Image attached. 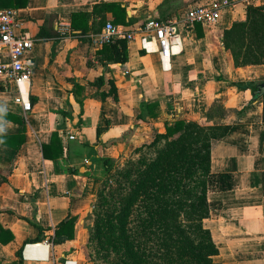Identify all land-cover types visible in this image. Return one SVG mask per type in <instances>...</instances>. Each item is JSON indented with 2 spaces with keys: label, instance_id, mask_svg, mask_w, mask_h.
<instances>
[{
  "label": "crops",
  "instance_id": "obj_1",
  "mask_svg": "<svg viewBox=\"0 0 264 264\" xmlns=\"http://www.w3.org/2000/svg\"><path fill=\"white\" fill-rule=\"evenodd\" d=\"M111 1L126 7L131 22L117 25L131 31L150 17L179 19L213 0H28L18 8L36 39L35 67L30 83L21 86L30 110L13 100L14 91L0 92V109L23 119L0 117V134L24 127L25 136L18 148L0 142V226L6 231L0 264H95L85 259L84 247L105 172L101 159L117 157L129 132L163 133L165 121L175 119L224 130L211 140L209 214L203 219L217 248L213 260L264 264V99L253 97L264 81V62L237 65L223 42L224 31L245 20L246 6L264 7V0H229L218 24L180 26L168 56L156 41L141 42L136 34L124 62L100 52L94 41L107 21L114 23L113 11L99 5ZM76 11L92 12L86 31L71 28ZM153 102L159 110L151 117L145 105ZM53 133L58 145L45 157L43 144ZM59 147L63 152L54 156ZM71 216L74 236L59 240L56 226ZM29 244H40L31 256L25 254Z\"/></svg>",
  "mask_w": 264,
  "mask_h": 264
},
{
  "label": "trees",
  "instance_id": "obj_2",
  "mask_svg": "<svg viewBox=\"0 0 264 264\" xmlns=\"http://www.w3.org/2000/svg\"><path fill=\"white\" fill-rule=\"evenodd\" d=\"M27 2L28 0H0V7L18 9L25 7ZM99 5L105 10L113 11L115 24L131 22V18L128 21L125 20L126 7L120 2H101ZM96 8L98 4L94 5L93 9ZM263 8V6L247 5L245 20L234 21L232 26L224 31V45L231 50L237 65L248 63L238 58L241 54L240 48L247 45L248 35L251 34V38L255 40L259 32L264 31ZM91 13L73 12L71 28L86 31ZM104 51H107L112 58L124 62L127 60V41L124 38H117L103 44L100 52ZM251 63H260V61L254 60ZM262 97L264 99V94ZM145 106L149 116L158 114L157 102L148 103ZM0 117L18 123L23 121L21 116L2 109H0ZM1 124L0 122V126ZM164 124L165 132L156 131L155 134L157 138L164 140V145L157 149L155 156L149 161H142L133 185L129 186V193L125 197L121 212L117 216V221L121 224V232L124 234L121 243L124 244L127 255H131L132 240L127 224L136 205L137 208L139 207L142 227H153L150 228L153 233L148 238L157 240L161 248L168 247L174 250L169 252L176 259L187 256L192 258L195 264H220L212 258L217 253V248L209 230L203 226V219L209 214L206 192L210 175L211 140L223 134V127L206 126L184 119L165 121ZM24 140V127L16 134H0L1 143L15 148H18ZM58 141L57 133H53L50 144H43L45 157L48 156L46 149L56 147ZM62 152L63 149L59 147L54 156H60ZM101 160L105 170H108L111 158L103 157ZM125 175L130 176V169L125 170ZM131 180L128 184L132 183ZM75 220V216H71L57 224L55 235L59 240L74 236ZM5 232V229L0 226L1 240L3 239L1 235ZM204 236L206 243L203 242ZM21 253L22 249H19L17 252L19 257L22 256Z\"/></svg>",
  "mask_w": 264,
  "mask_h": 264
},
{
  "label": "rangeland",
  "instance_id": "obj_3",
  "mask_svg": "<svg viewBox=\"0 0 264 264\" xmlns=\"http://www.w3.org/2000/svg\"><path fill=\"white\" fill-rule=\"evenodd\" d=\"M257 37L254 40L251 34L248 35L246 47L240 48L241 54L238 58L242 59L241 61L264 62V31L259 32ZM13 90L14 85L11 84L10 91ZM10 97L9 94L8 98ZM155 134V129L133 136H130L129 132L123 150L117 157L111 159L108 170H105L97 188L94 206L89 212L88 241L84 247L85 259H90L95 264H195L192 258L187 256L176 259L169 252L174 250L168 247L161 248L157 240L149 239L153 233L150 228L153 227H142L139 207L136 205L127 224L132 240L131 255H127L125 246L121 243L124 234L121 232L117 216L129 193V186L133 185L142 161H149L155 156L157 149L164 145V140L157 138ZM126 169H130L129 177L125 175ZM130 180L132 183L128 184ZM203 242L206 243L205 236Z\"/></svg>",
  "mask_w": 264,
  "mask_h": 264
},
{
  "label": "built area",
  "instance_id": "obj_4",
  "mask_svg": "<svg viewBox=\"0 0 264 264\" xmlns=\"http://www.w3.org/2000/svg\"><path fill=\"white\" fill-rule=\"evenodd\" d=\"M228 5L229 0H213L187 9L179 19L150 17L143 25L131 31L107 21L94 41L100 46L117 38H124L129 42L139 34L141 42L156 41L159 53L168 56L171 45L178 38L180 26L183 28H191L195 24L214 26L218 24L223 8ZM35 40L23 26L18 9L0 7V92L10 91L13 84L15 92L13 100L24 111L30 110L31 105L29 93L24 92L21 86L30 83L34 72L35 60L31 55V49ZM69 137L74 138L73 135Z\"/></svg>",
  "mask_w": 264,
  "mask_h": 264
},
{
  "label": "water",
  "instance_id": "obj_5",
  "mask_svg": "<svg viewBox=\"0 0 264 264\" xmlns=\"http://www.w3.org/2000/svg\"><path fill=\"white\" fill-rule=\"evenodd\" d=\"M127 15L130 16V10H127ZM264 94V81L258 83L253 90V97L257 98Z\"/></svg>",
  "mask_w": 264,
  "mask_h": 264
},
{
  "label": "bare ground",
  "instance_id": "obj_6",
  "mask_svg": "<svg viewBox=\"0 0 264 264\" xmlns=\"http://www.w3.org/2000/svg\"><path fill=\"white\" fill-rule=\"evenodd\" d=\"M39 245H40V244H29V245H27V246H26L25 254H26L27 256H31V252H30V250L33 249V248H35V247H38Z\"/></svg>",
  "mask_w": 264,
  "mask_h": 264
}]
</instances>
